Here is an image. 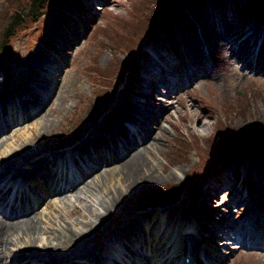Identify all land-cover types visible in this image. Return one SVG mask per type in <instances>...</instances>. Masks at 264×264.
<instances>
[{"label": "rangeland", "instance_id": "obj_1", "mask_svg": "<svg viewBox=\"0 0 264 264\" xmlns=\"http://www.w3.org/2000/svg\"><path fill=\"white\" fill-rule=\"evenodd\" d=\"M206 1L209 0L202 3ZM215 1L219 2L218 11L230 14L229 25L239 27V32L250 27L254 38L259 43L264 41V18L260 20L246 12L244 0ZM30 2L0 0V44H4L0 60L11 74L8 85L13 90L4 91L6 99L0 101V116H7L0 121L5 128L0 133V157L19 151L52 157L60 155L52 150L64 148L66 159L70 158L69 169L77 168L85 158L89 159L88 149L80 152L71 144L86 131L95 134L98 128L110 127L128 100L127 104L132 105L146 101L150 111L145 112L148 116L159 113V125L166 130L162 133L158 128L149 129L145 118L139 123V136L111 156L102 169L98 166L85 173L86 179L79 186L92 181L88 189L95 195L108 190L114 194L110 207H100L101 213L75 199L82 194L79 192L69 197V203L83 206L86 216L67 215L57 199L61 194L49 193L48 184L30 188L29 196L36 204L31 214L37 212L35 219L41 224L35 233L36 244L52 242L53 233L62 223L78 219L71 226L82 232L77 241L82 238L78 243L87 253L76 255L77 263L83 257L91 264L95 256L103 262L116 259L114 250L122 246L124 253L121 260L116 259L118 264H178L169 251L181 237L201 248L202 264H264L261 234L254 241L260 243L257 247L238 242L247 239L244 229L254 222L261 223L264 230V173L259 175L255 170L264 161V153L253 156L248 148L233 151L231 140L219 136L217 128L219 124L226 127L225 132L244 135L264 129V69H246L241 58L218 41H213L203 55L199 53L195 64L184 62L183 46L173 40L177 27L183 24L180 16H192L191 7L198 6L201 0L174 3V10L168 11L171 16L167 17L166 30L158 21L164 0H49L36 19L25 17L5 36L9 14L20 7L26 11ZM214 10L211 12L215 15ZM59 16H64L65 27L54 38L50 28ZM205 25L207 28L209 23ZM241 37L243 32L238 35ZM155 42L166 45L171 56L158 58L166 71L155 73L148 81L154 71L148 57L156 58L148 46L153 47ZM33 54L42 55L45 61L29 83L35 91L40 82L43 84L40 105L22 95L26 89L24 62ZM197 64L203 67L197 69ZM61 93L65 101L59 98ZM21 102L30 104L26 114ZM200 113L202 118L197 120ZM153 141L158 149L153 147ZM148 147L153 150L150 155ZM140 148H146L147 158L143 161L148 165V157L152 160L158 178L148 180L139 173L128 175L124 167L118 169L121 161ZM221 150L228 151L229 157L218 159ZM28 160L29 155L25 162ZM113 167L114 174H104L105 168ZM228 169L233 175L228 174ZM16 177L23 186L31 185L30 179ZM103 183L107 191H103ZM160 207L165 212L164 222L158 214L153 218ZM134 219L138 234L135 229L133 233H119ZM227 227L232 229L227 232ZM168 231L174 235L166 241L162 236ZM25 240V236L20 237L21 245ZM11 247V256H23L20 244ZM182 250L194 248L185 243ZM21 258L17 264L43 262ZM199 260H195L196 264H201ZM184 261L190 263L186 258Z\"/></svg>", "mask_w": 264, "mask_h": 264}, {"label": "bare ground", "instance_id": "obj_2", "mask_svg": "<svg viewBox=\"0 0 264 264\" xmlns=\"http://www.w3.org/2000/svg\"><path fill=\"white\" fill-rule=\"evenodd\" d=\"M214 6L217 10H214ZM212 8L216 12L215 15L211 12ZM218 10L219 2L209 0L206 1V3H202L201 0V3H199L198 6L191 7L192 16H189L188 14H182L180 16L183 24H179L177 27V31L179 33L177 32L173 43H178L183 46L181 49H183L185 59L184 62L186 61L187 63L195 64L199 53L203 55L205 53V49H208L209 46L213 44V41H218L222 45L226 44L227 46H224L231 52V54L233 53V55H238L244 62V67L246 69L256 68L257 71L260 72L264 69V41L259 43L257 37L254 38L255 33L250 31V27L242 31L243 37L238 38V35L242 32L238 31L239 27L237 28L235 25H229L228 18L230 14H228V12L226 13ZM63 17L64 16H59L50 28L53 32L54 38H57V36L64 31L65 19ZM187 17H192L194 20H188L189 18L187 19ZM204 19L209 23L207 28L205 25L206 21H204ZM186 25L187 28H185ZM216 33L218 36L215 35ZM152 45L153 47H148L150 51H153L156 54V58H152L150 56L148 57L151 69L154 70L153 73L148 76V81L150 78L153 79L155 73H165L166 71V69L160 66L158 58L168 59L171 56L170 51L166 49V45L161 44V42H155ZM43 60L44 57L42 55L33 54L24 62V71L26 72V89L22 95L28 96L34 105H40L42 102L39 94H41L40 88H42L41 86H43V84L40 82L38 84V90L35 91L29 83H31V80L34 79L31 78L32 75H34V72L42 69V66L45 63ZM196 67L197 69H200L203 66L197 64ZM11 79V74L8 72L7 66L0 60L1 102H4L6 99L5 93H3L4 91L6 93L13 92L12 89H9L10 87L8 85ZM59 98L61 101H65L64 94L61 93ZM127 102H129V100L126 101L123 110L110 127L106 129L98 128V131L95 134L92 133L91 130L89 132L86 131L82 135L81 139L71 144L72 148L80 152L88 149L86 152L89 159L85 158V160L82 161V165H78L77 168L69 169L70 166H68V160H70V158H67L68 160L66 159V154L62 152L64 148L58 151L52 150L57 152V154L60 153V155H54L52 157L48 154L38 153L37 155H33L32 152L26 154L25 152L22 153L20 151L12 152L0 157V205L3 204V206H1L2 208H0V264H11V262H13V264H17V262L22 259L21 257L25 256L29 258V261L42 260V264H91L83 261L84 257L79 263L75 262L76 255L83 252L87 253L86 248L78 243L82 238L77 241V238L82 235V232L72 229L71 226V224H76L79 221L78 219L71 221V223H62L61 228L53 233L52 242H43L41 245L36 244L35 233L41 228V224L38 219H35L38 213L34 212L31 214V211L36 204L29 196V189L32 187L43 188L46 187L45 184H48L46 189L49 190V193L61 194L57 199L61 202L63 208L66 209L67 215L77 214L81 217L86 216L87 213L82 211L83 206H79L74 202L69 203V197L71 195L78 194L79 192L82 194L75 199L79 202H83L84 204H88L91 209L96 210L99 213H101L99 210L100 207L105 209L110 207L114 194L106 188L105 183H103V191L108 190V192H100L98 193L99 196L95 195L91 189H88L92 181H85L82 186H79L82 179H86L85 173L98 166L102 169L111 156L120 153L122 147L129 140L135 139V137L139 136L141 133L138 126L141 121H145V118L148 119L149 129L158 128L162 133L166 132V130L159 125V113L156 115L150 114L148 116L147 112H145L146 109H150V106L147 105L148 103L146 101H139L134 105L127 104ZM29 105L30 104L26 105L25 102L24 105H22L21 102L20 106H22L21 108L24 114H26V107ZM3 118H7L6 114H4V117L0 116V121H2ZM200 118H202V113L198 114L196 119L200 120ZM125 121L129 122L125 124ZM4 129V127L0 126V133ZM158 139L159 138H157V140ZM1 140L2 137L0 138V142ZM121 142L122 145L120 144ZM100 145H103V147L100 148ZM152 145L155 149H158V145L155 141L152 142ZM150 149L151 148L148 147V155L153 153V150ZM28 155L29 160L25 162ZM145 158H147L146 148L135 150L120 162L121 167L118 169L120 170L124 167L128 175L139 173L142 174L144 179L148 178V180L151 178H158V175L155 173V167L152 168L154 165L152 160L148 157L147 165L146 161H143ZM24 165L26 166L24 167ZM115 170V167L108 169L105 168L104 174L108 176L112 175ZM255 170L259 175L264 173V161H262L259 166H256ZM227 172L229 175H233V171L230 169H228ZM16 176H20L22 179H30L32 181L30 182L31 185L23 186V184L19 182L21 180ZM13 189L14 193L12 194L11 192ZM69 192L72 193L69 195ZM96 203L99 206H97ZM156 214H158L160 220L164 222L165 212L161 210V207L157 208L153 218H157V216L155 217ZM11 216L16 218H6H10ZM136 224L137 222L135 219L131 220L122 226V230L119 233L127 232L129 234V232L133 233V230L135 229L134 233L138 234ZM260 225L261 223L254 222L251 226L245 228L244 231L247 239L242 238V240H239L238 242L249 243L255 247L259 246L260 243H255L254 241L256 239V235L261 234V236L264 237V230L260 228ZM230 229L232 228L227 227V232ZM227 232H225V234ZM173 235L174 232L168 231L162 237L167 241L173 237ZM21 236H25L26 239L23 245L19 242ZM123 236L125 237V235ZM185 243H187L189 247L194 248V251H183V244ZM17 244H20V247H22L21 250H23V253H21L23 256L19 254L21 256L20 258H18L19 255L11 256L10 254V249H12L11 246ZM122 250V246H120L117 250H114L116 259L121 260L122 253H124ZM199 251H201V248L198 246L196 247L195 242L188 243L179 237V240L177 238L173 242L169 253L174 256V261L178 262V264H186L184 261L185 256L189 257V264H193L198 258L202 264V258L199 255ZM261 252L262 250L258 253ZM100 259V257L95 256L94 263L92 264H118V261L113 258H110V260L106 262H103Z\"/></svg>", "mask_w": 264, "mask_h": 264}, {"label": "trees", "instance_id": "obj_3", "mask_svg": "<svg viewBox=\"0 0 264 264\" xmlns=\"http://www.w3.org/2000/svg\"><path fill=\"white\" fill-rule=\"evenodd\" d=\"M180 0H164V11L163 14L160 16L159 25L162 27L163 30L169 29V26H166L165 24L168 22L167 17L171 16L170 12L171 10H174V7ZM243 2L246 5V12H251L252 15L256 18H259L260 20H263L264 18V0H244ZM49 0H31V4L28 6L27 10H23L21 7L18 9H15L9 14V20L5 26V36L8 35L9 31L15 30L20 23L25 19L27 16H33V18L36 19L40 14L43 12V8L46 7ZM4 44H0V48H2ZM218 125V134L219 136L222 135L224 140H231L232 150L233 151H239L244 150L245 148H248L250 150L249 153H251L253 156H255L258 153H264V129L259 131L255 134H247V133H253V132H247L245 135L243 132L239 133H229L225 132V128L219 124ZM228 128V127H227ZM236 132L235 130H233ZM243 134V135H242ZM233 135V136H232ZM237 138V139H236ZM232 140L235 142H232ZM197 140L195 144H197ZM212 150V149H211ZM210 151V148H209ZM208 151V153H209ZM246 151V149H245ZM206 154L207 153H203ZM235 154V153H234ZM226 156V158L229 157L228 151H219V154H217V158H222Z\"/></svg>", "mask_w": 264, "mask_h": 264}]
</instances>
